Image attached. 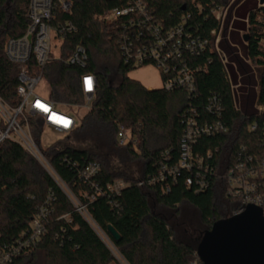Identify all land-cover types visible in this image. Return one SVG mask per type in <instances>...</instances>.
Returning <instances> with one entry per match:
<instances>
[{
  "label": "trees",
  "instance_id": "trees-1",
  "mask_svg": "<svg viewBox=\"0 0 264 264\" xmlns=\"http://www.w3.org/2000/svg\"><path fill=\"white\" fill-rule=\"evenodd\" d=\"M67 1L71 3L69 12L58 9L53 23L68 22L75 33L62 42L60 60L46 64L42 80L48 99L64 109L84 104L81 76H95L97 88L91 109L70 134L47 149L40 146L42 121L33 118L29 122L44 158L84 212L76 210L73 200L29 153L4 141L0 146V247L12 245L27 231L51 191L52 211L45 221L42 239L35 248L21 253L15 264H122L118 256L124 264H201L196 248L204 232L214 223L232 217L239 208L236 200L225 196L226 184L221 175L240 146L253 151L261 137L249 126L256 119L255 102L264 106V33L259 20L264 17V9L258 8L256 1L246 0L234 20L231 14L227 16L222 32L220 47L242 75L240 109L234 106L224 67L212 49V38L201 56L182 57L191 68L207 67L206 72L195 75L196 97H188L180 90L148 92L127 78L133 65L126 62L118 40L128 33L124 28L128 19L105 22L107 13L122 7L123 0ZM240 1L235 0L233 7ZM144 2L163 31L185 20V32L192 37L208 38L218 28L211 10L226 7L232 0ZM28 3L29 0H0V99L11 107L19 104L18 69L5 58L3 45L7 38L25 33ZM245 19L247 24L239 21ZM229 28L232 30L228 33ZM240 31L244 32L242 38L247 37L246 46L238 38ZM230 44L241 46L251 67ZM77 46L87 53L83 68L64 63ZM213 96L220 102V120L228 133L202 137L193 153L205 156L210 151L212 159L208 163L216 175H208V189L196 192L195 183L186 187L189 174L182 172L169 192L162 194L159 183L148 185V178L156 176L163 164L178 160L187 110L191 106L200 116H206L205 106ZM118 126L130 131L135 146L117 145ZM93 164L98 165V173L83 176ZM117 180L128 183V187L119 194H111L106 187ZM141 181L143 185L139 186ZM184 206L195 210L199 217L203 231L196 236L188 234L180 222ZM108 226L118 233V241L110 236Z\"/></svg>",
  "mask_w": 264,
  "mask_h": 264
},
{
  "label": "built area",
  "instance_id": "built-area-1",
  "mask_svg": "<svg viewBox=\"0 0 264 264\" xmlns=\"http://www.w3.org/2000/svg\"><path fill=\"white\" fill-rule=\"evenodd\" d=\"M123 2L122 7L112 9L107 13L105 22L112 23L120 18L128 19L124 25L128 33L120 37L118 44L126 62L132 63L133 70L144 66H153L161 78V87L157 89L158 92L180 90L188 97H196L195 75L197 72H206L207 67L204 65L191 68L186 65L182 57L184 54L201 56L208 49L209 39L212 38L213 52L224 67L236 107L235 89L241 85H233L228 69V57L220 47V41L223 40L224 24L233 0L226 7H216L211 10V16L218 23V28L212 30L208 38L192 37L185 32L182 25L185 20L179 26L163 31L162 27L153 21L144 0H123ZM70 8L71 3L67 0H29L26 13L29 23L25 33L21 37L7 38L3 45L5 58L18 69L16 93L19 104L16 107H11L0 99V146L4 141L19 145L45 169L65 193L66 186L60 181L33 139L29 120L39 119L42 121L44 129L48 128L67 136L78 124L79 119L73 114L74 110L82 108L89 111L91 109L90 105L97 88V79L91 74L82 75L80 79L81 91L84 96V104L81 106H67L61 109L50 101L47 95L42 97L35 92L36 87L43 79L42 71L46 64L53 60H60L62 42L68 35L75 33L74 27L68 22L53 23L55 12L58 9L63 13H68ZM258 8L264 9V4H258ZM259 20L264 33V17ZM244 23L247 24V19L244 20ZM229 30L232 29L229 28L228 33ZM226 40L229 41L228 35ZM243 44L247 45L244 41ZM231 46L237 49L239 58L251 67L243 50L235 45ZM53 48H57V50L54 51ZM86 61V50L82 46H77L64 63L83 68ZM176 61H178L177 65L174 64ZM145 62L147 63L144 64ZM255 79L257 80V74H255ZM145 90L150 92L147 87ZM254 112L256 119L249 126V130L261 134L257 148L251 151L240 146L233 154V162L221 175V178L226 184L225 196L236 200L239 204V208L233 213V216L242 213L248 206H254L261 210L264 218V106L255 102ZM205 113L206 116H200L196 109L189 107L184 121V131L179 142L178 160L173 164L160 166L157 175L148 178V185L159 183L161 193L166 194L171 185L177 182L180 174L187 172L189 176L185 179L186 187L190 188L195 183L196 192L209 188L208 175L211 174L212 177L216 175V171L208 163L212 159V154L210 151L205 156L193 153V147L202 137L226 135L228 129L220 120L221 105L216 96L208 98ZM116 140L120 147L128 144L135 146L136 143L135 138L124 126H118ZM98 171V165L93 164L82 175L93 176ZM142 185L143 181L139 182V186ZM126 187H128V183L117 180L108 184L106 188L111 194H119ZM70 199L73 200V197ZM52 202L53 193L50 191L44 204L30 221L27 231L22 233L12 245L0 247V264H15V260L21 253L29 252L40 243L45 232V221L52 211ZM73 202L76 210L83 213L84 207L80 206L76 200Z\"/></svg>",
  "mask_w": 264,
  "mask_h": 264
},
{
  "label": "water",
  "instance_id": "water-1",
  "mask_svg": "<svg viewBox=\"0 0 264 264\" xmlns=\"http://www.w3.org/2000/svg\"><path fill=\"white\" fill-rule=\"evenodd\" d=\"M263 5L264 0H257ZM247 42V37L242 38ZM110 236L118 233L108 226ZM196 255L201 264H264V218L260 209L248 206L228 219L214 223L204 232Z\"/></svg>",
  "mask_w": 264,
  "mask_h": 264
},
{
  "label": "rangeland",
  "instance_id": "rangeland-1",
  "mask_svg": "<svg viewBox=\"0 0 264 264\" xmlns=\"http://www.w3.org/2000/svg\"><path fill=\"white\" fill-rule=\"evenodd\" d=\"M257 6H258V1H257ZM243 33L244 32L242 31L237 33L238 38L239 40H241V42L243 40L242 39ZM239 48L241 49V46H239ZM53 50L56 51L57 48H53ZM228 66H229V73H230L233 85L235 86L242 85L243 84L242 75L237 69V67L234 64H232L230 61H229ZM256 73L258 72L256 71ZM127 77L130 80L138 82L144 88L147 87L149 90H156V89H160L161 87V78H160L159 72L153 66H144L143 68L132 70L127 74ZM35 92L36 94L42 97L47 95V86L44 80H42L39 86L36 87ZM235 93H236V107L242 109L243 105L241 101H239L240 96H241V87L235 89ZM250 107L252 109V102H251ZM86 112L88 111H85L84 109L79 108V109H75L73 114L76 116L77 119H80ZM64 137L65 136L46 128L44 129V131L42 132L40 136V146L42 149H47L50 146L57 143L59 140L63 139ZM65 191L67 195L72 198V195L70 194V192L67 191V189ZM180 222L184 223L185 229L190 235L196 236V233L203 231L200 225L198 215L196 214L195 210H193L192 208L188 206L182 207ZM118 258L124 264V262L120 259L119 256Z\"/></svg>",
  "mask_w": 264,
  "mask_h": 264
},
{
  "label": "crops",
  "instance_id": "crops-1",
  "mask_svg": "<svg viewBox=\"0 0 264 264\" xmlns=\"http://www.w3.org/2000/svg\"><path fill=\"white\" fill-rule=\"evenodd\" d=\"M245 1H246V0H241L239 4H237L236 6L233 7V4L235 3V0H233V2H232V4H231V8H230V10H229V14H231V18H232V20L235 19V13L243 7ZM253 1H256V0H253ZM256 3H257V1H256ZM229 14H228V15H229ZM245 20H246V19H245ZM239 21H241V22L244 23V20H239Z\"/></svg>",
  "mask_w": 264,
  "mask_h": 264
},
{
  "label": "snow or ice",
  "instance_id": "snow-or-ice-1",
  "mask_svg": "<svg viewBox=\"0 0 264 264\" xmlns=\"http://www.w3.org/2000/svg\"><path fill=\"white\" fill-rule=\"evenodd\" d=\"M90 83V82H89Z\"/></svg>",
  "mask_w": 264,
  "mask_h": 264
}]
</instances>
